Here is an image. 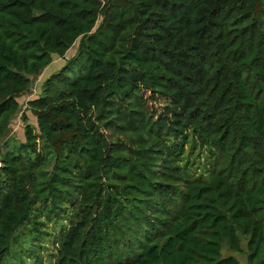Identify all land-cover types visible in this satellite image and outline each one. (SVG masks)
<instances>
[{"label":"trees","instance_id":"1","mask_svg":"<svg viewBox=\"0 0 264 264\" xmlns=\"http://www.w3.org/2000/svg\"><path fill=\"white\" fill-rule=\"evenodd\" d=\"M78 40L0 150V264H264V0H0V142Z\"/></svg>","mask_w":264,"mask_h":264},{"label":"rangeland","instance_id":"2","mask_svg":"<svg viewBox=\"0 0 264 264\" xmlns=\"http://www.w3.org/2000/svg\"><path fill=\"white\" fill-rule=\"evenodd\" d=\"M100 20L97 23V26L99 24ZM78 44H79V40L76 42V44L67 51V55L64 58H57L56 61L49 65L46 70L44 71L43 74H41L40 76H38L34 82L33 85L31 86L28 94L24 97L23 101H21V111L19 112V114L14 118V120L11 123V128H10V132L7 134V137L4 138V140H1L0 142V150L1 152H5L6 146H5V141L7 139H12L15 138L17 140H24V126L26 125L25 121L23 120V115L25 114L28 118V122L30 124H32L33 126H37V118L36 116H34V114L31 112L30 109L27 108V99L28 98H33L36 96H39L43 90V83L44 81L47 79V77L50 76L51 73L58 71L62 66H64V63L66 62L65 60H68L70 58H72L77 51L78 48ZM32 89H35V92L32 91ZM164 104V101L162 100L161 102L157 103L156 106L157 108L160 110L162 108ZM200 160L202 161V157L200 158ZM198 162V161H196ZM1 165V163H0ZM48 229H50L51 231H54L53 229V225L52 222H49L46 226ZM22 232H27L26 230H22ZM41 244H43L45 247H49L50 250L49 251H45L42 250L41 254L43 256V263L40 261H37L36 264H53L54 263V259L51 260L49 259L50 254H52L54 248H56V245L52 242V239L48 236L45 238V240H40ZM243 246L246 249V241H243ZM223 252L224 255H234L236 256L238 259L241 260V262H243L244 264L247 263V257L241 253H235L232 252L228 249L227 246H224L223 248Z\"/></svg>","mask_w":264,"mask_h":264},{"label":"built area","instance_id":"3","mask_svg":"<svg viewBox=\"0 0 264 264\" xmlns=\"http://www.w3.org/2000/svg\"><path fill=\"white\" fill-rule=\"evenodd\" d=\"M32 91H34V92H35V89H32ZM27 94H28V93H27ZM27 94H26V95H27ZM29 99H30V98H28L27 100H29Z\"/></svg>","mask_w":264,"mask_h":264}]
</instances>
